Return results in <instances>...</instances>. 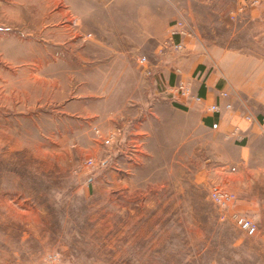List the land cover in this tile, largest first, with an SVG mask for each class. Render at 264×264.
<instances>
[{
	"label": "rangeland",
	"instance_id": "1",
	"mask_svg": "<svg viewBox=\"0 0 264 264\" xmlns=\"http://www.w3.org/2000/svg\"><path fill=\"white\" fill-rule=\"evenodd\" d=\"M233 2L0 0V264H264V128L225 139L234 125L136 87L174 20L199 36ZM140 98L156 116L143 130Z\"/></svg>",
	"mask_w": 264,
	"mask_h": 264
},
{
	"label": "crops",
	"instance_id": "2",
	"mask_svg": "<svg viewBox=\"0 0 264 264\" xmlns=\"http://www.w3.org/2000/svg\"><path fill=\"white\" fill-rule=\"evenodd\" d=\"M215 9L207 4V11L212 13ZM228 11L231 18L228 25L220 26L219 22L207 26L199 24V44L183 38L185 48L181 52L160 53L156 48L153 77L146 85L140 82L136 87L158 95L167 84L192 77L193 90L206 101L231 104V108L222 109L219 115L211 117L212 126L241 124L248 129L249 135L254 126L245 123L243 112L246 109L255 112L264 107V0H235ZM220 14L207 15L219 20ZM221 27L229 28V34L221 37ZM175 68L180 69L179 74L174 73ZM222 89L229 90V94L217 98ZM140 101L142 104L136 105L139 119L134 127L143 130L148 118L156 116L152 108H145L141 98ZM192 111L204 117L198 114L202 111L200 105L194 104Z\"/></svg>",
	"mask_w": 264,
	"mask_h": 264
},
{
	"label": "built area",
	"instance_id": "3",
	"mask_svg": "<svg viewBox=\"0 0 264 264\" xmlns=\"http://www.w3.org/2000/svg\"><path fill=\"white\" fill-rule=\"evenodd\" d=\"M183 38L195 39L196 41L199 40L195 26L186 16H180V18L172 22L168 31V35L161 42L160 48L163 52H181L185 48V44L182 41ZM136 64L145 76L149 77L154 74V66L148 63V60L145 56H139L136 60ZM174 73L179 74L180 69L175 68ZM162 91L172 100L180 99L183 102L189 101L196 105H200L202 112L204 113V117L215 116L216 114H219L223 108H231L230 103L221 105L218 100L213 102L206 101L204 96L193 90L192 77L179 79L174 83H169L162 89ZM228 94L229 90H219L217 93V98L225 97ZM243 118L250 124H254L259 128H264V114L259 117L251 110L247 109ZM223 137L225 139L241 141L246 137V132L244 128L234 125L224 133ZM209 198L216 206L221 209L220 214L222 217H227L228 219L232 220L240 230L248 235H253L255 233L256 226L248 216L235 210L229 212L226 211L234 200L233 194L220 188L213 187L209 191ZM47 258L48 262L50 263L55 260V257L51 254H49Z\"/></svg>",
	"mask_w": 264,
	"mask_h": 264
},
{
	"label": "trees",
	"instance_id": "4",
	"mask_svg": "<svg viewBox=\"0 0 264 264\" xmlns=\"http://www.w3.org/2000/svg\"><path fill=\"white\" fill-rule=\"evenodd\" d=\"M176 106L181 107L179 104H176ZM204 121H205V123H206L207 125H212V124H213V120H212L211 117H207V118H205Z\"/></svg>",
	"mask_w": 264,
	"mask_h": 264
}]
</instances>
